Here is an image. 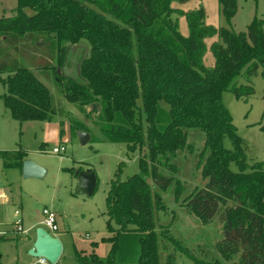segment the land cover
Wrapping results in <instances>:
<instances>
[{
    "label": "trees",
    "instance_id": "obj_1",
    "mask_svg": "<svg viewBox=\"0 0 264 264\" xmlns=\"http://www.w3.org/2000/svg\"><path fill=\"white\" fill-rule=\"evenodd\" d=\"M172 1L188 0H16L15 15L0 16L3 43L31 58L36 69H52L68 103L81 111L99 107L105 140L145 154L139 158L140 174L113 182L107 194V225L113 234L108 259L76 254L78 264H175L172 255L161 261L154 217L161 196L152 186L164 191L172 187L180 169L179 153L191 152L188 130L204 134L196 167L204 184L184 198L188 213L208 223L225 204L218 252L227 261L236 256L233 264H264V163L246 162L244 141L222 105L225 91L236 98L253 94L250 86H229L244 66L250 64L248 75H253L258 64H264L261 22L253 20L246 33H235L205 26L202 9L189 11L184 13L190 31L185 38L171 19ZM219 2L229 22L235 0ZM27 8L32 15L26 14ZM40 36L49 48L55 47L56 69L49 52L37 45ZM213 36L219 42L210 47L215 63L207 69L204 40ZM71 45L89 49L79 64L84 83L59 76ZM0 74H13L0 78L5 89L1 99L12 119L23 123L61 115L60 105L30 70L3 62ZM0 161L6 168L21 169L25 154L0 152ZM231 163L238 172L229 169ZM180 194L177 187L175 198ZM124 242L127 260H121Z\"/></svg>",
    "mask_w": 264,
    "mask_h": 264
},
{
    "label": "rangeland",
    "instance_id": "obj_2",
    "mask_svg": "<svg viewBox=\"0 0 264 264\" xmlns=\"http://www.w3.org/2000/svg\"><path fill=\"white\" fill-rule=\"evenodd\" d=\"M174 13L171 19L176 23L178 32L185 38L190 31L184 13L202 9L204 25L219 29L227 28L235 33H246L253 20L261 22L264 32V0H235V12L226 22L219 0L172 1ZM16 0H0V16L15 15ZM26 14L32 15L30 9ZM37 45L44 52H49L51 65L58 67L55 47L49 48L44 37L37 38ZM219 42L217 36L204 40L205 52L203 65L207 69L214 67V58L210 47ZM89 52V49H88ZM0 64L20 65L30 70L34 76L50 91L54 103L60 105L61 115L50 120L19 123L11 118L4 107L1 96L5 89L0 83V152L22 151L25 160H31L46 173L42 179H24L21 169L6 168L0 161V184L7 188L11 203L2 208L0 213V232L9 231L5 238L0 237V264H34L37 258L28 255L35 240L34 229L29 237L12 233L15 221L14 212H20L23 228L36 227L42 221V209L55 213L58 231L49 233L59 237L62 254L57 264H78L76 254L105 261L112 249L108 238L113 236L108 231L106 216V197L113 182H124L129 177L140 174L139 158L144 151H129L126 144L110 143L102 135V124L98 119L99 107H86L81 111L77 104L68 103L56 86V76L52 69H36L31 63L7 46L0 39ZM88 54V53H87ZM82 46H67L65 63L59 76L71 78L84 83L79 73V64L87 56ZM250 64L242 68L233 79V86H250L253 94L236 98L230 91L222 94V105L228 111L238 136L244 141L246 162L248 164L264 163V64H258L257 71L248 75ZM12 76L13 74H9ZM8 74H0L6 79ZM60 88V87H59ZM56 104V105H57ZM141 103H139V106ZM58 108V107H57ZM168 110L166 105H163ZM163 117V116H162ZM161 119V117L159 116ZM141 125L147 131L144 113L141 112ZM89 135V141L83 145L78 133ZM146 135V134H145ZM204 134L198 130L187 131V145L191 152L179 153L180 169L174 174L173 185L167 190L154 188L150 177L147 182L152 190L161 196V206L154 210L155 234L158 240L161 261L173 256L175 264H233L238 259L234 256L226 260L216 246L222 240L223 223L220 219L224 205L219 214L210 222L202 223L188 213L184 198L196 188L203 186L200 170L197 169L199 153L203 148ZM226 145L229 146L228 140ZM64 147L65 151L53 154L54 148ZM229 169L238 172L235 163ZM91 170L96 176V188L92 196L78 193L79 171ZM177 183V185H176ZM181 194L175 198V189ZM7 193V191H6ZM229 203V202H228ZM113 228H117L111 223ZM172 238L173 242L169 241ZM121 260H127V246L124 242Z\"/></svg>",
    "mask_w": 264,
    "mask_h": 264
},
{
    "label": "water",
    "instance_id": "obj_3",
    "mask_svg": "<svg viewBox=\"0 0 264 264\" xmlns=\"http://www.w3.org/2000/svg\"><path fill=\"white\" fill-rule=\"evenodd\" d=\"M79 46V45H78ZM82 46V45H80ZM85 54L88 49L82 46ZM86 57H84L85 59ZM81 144L85 145L89 141V135L83 132L78 133ZM24 179L36 178L42 179L46 171L31 160H25L21 167ZM78 193L90 197L96 188V176L91 170L78 172ZM62 254V244L58 238L50 235L41 227L35 229V240L32 247L28 251V255L33 258H44L49 264H57Z\"/></svg>",
    "mask_w": 264,
    "mask_h": 264
},
{
    "label": "built area",
    "instance_id": "obj_4",
    "mask_svg": "<svg viewBox=\"0 0 264 264\" xmlns=\"http://www.w3.org/2000/svg\"><path fill=\"white\" fill-rule=\"evenodd\" d=\"M65 148L64 147H59V148H54L52 150L53 154H59L60 152H64ZM10 199L8 198V194L6 191H4L3 187H1L0 184V213H2V208L9 204ZM42 221L34 228H29V229H24L23 228V220L20 218V212L15 211L14 212V218L15 221L13 223V230L11 231L12 233L20 234L23 235L24 237H29V233L31 232L32 229H35L38 227H41L44 229L46 232L49 233H55L58 231V226H57V221H56V215L54 212L51 210L44 208L42 209ZM10 233L9 231H1L0 232V237L5 238L6 234ZM50 234V233H49ZM51 235V234H50ZM34 264H49L46 259L44 258H37L36 262Z\"/></svg>",
    "mask_w": 264,
    "mask_h": 264
},
{
    "label": "crops",
    "instance_id": "obj_5",
    "mask_svg": "<svg viewBox=\"0 0 264 264\" xmlns=\"http://www.w3.org/2000/svg\"><path fill=\"white\" fill-rule=\"evenodd\" d=\"M4 189V191H7V194H8V190H7V188H6V186H5V188H3ZM8 198L10 199V202H9V204L11 203V198H10V196L8 195ZM9 204H7L6 206H8ZM56 238H58L59 239V237H57V236H55ZM59 241H60V239H59ZM61 242V241H60Z\"/></svg>",
    "mask_w": 264,
    "mask_h": 264
}]
</instances>
